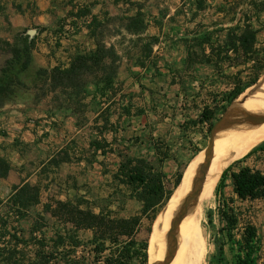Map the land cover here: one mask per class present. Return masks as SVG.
Here are the masks:
<instances>
[{"label":"trees","instance_id":"obj_1","mask_svg":"<svg viewBox=\"0 0 264 264\" xmlns=\"http://www.w3.org/2000/svg\"><path fill=\"white\" fill-rule=\"evenodd\" d=\"M187 2L190 3L191 21L204 17L210 10H214L212 16L216 17L212 22H198L194 29L186 31L185 34L189 36L183 38L186 45V56L183 59L185 67L206 64L227 80L229 88L223 92L221 100L217 102L214 99L216 106L206 105L201 114L203 122L211 123L217 105L223 103L222 109L225 110L247 88L257 84L259 79H264V76L261 77L264 74V0H222L215 5L210 4L209 0ZM93 23L94 27L99 25L94 20ZM132 26L142 28V19L136 18ZM0 41L11 47V43L1 37ZM32 46L33 42H26L23 47L13 48V58L8 63L23 61L24 66L28 67L32 59ZM104 57L102 48L96 54H77L67 66H56L52 77L68 93L70 89L75 91L86 76L95 75L98 76L95 83L97 93L98 90L108 89L114 95V77L109 74L103 76ZM232 69L235 71H230ZM10 84L6 79L0 84L1 96L9 92ZM104 120L107 123L109 119L105 117ZM92 145L97 150L103 147L96 141ZM263 152L264 141L250 150L245 158ZM165 157L168 156L165 154ZM238 162L232 163L223 171L216 194L224 195V189L230 184L240 201L264 200V171L251 166H242L236 170ZM10 170L8 162L0 161L1 177H7ZM113 176L119 185L128 190L131 197L142 203V213L149 217L147 231L150 233L157 215L167 204L175 187L168 188L164 172L142 157L122 159ZM180 180L181 175L175 186ZM40 192L39 186L29 182L14 187L8 211L0 213V263L150 262L149 239L140 240L137 237L142 223L141 214L121 216L113 209L94 206L83 195L66 200L51 199L42 204ZM234 201L235 198L230 197L219 208V215L225 224L223 228L216 229L214 237L217 264H259L260 241L257 227L248 221L243 223V212L232 204ZM39 205H42V210L34 214L28 230L29 236H25L20 222L30 216L33 207ZM46 215H50L53 223ZM209 219L211 223L214 222L212 211ZM241 224V236L237 239L236 230H241ZM44 229H51V234ZM227 246L234 252L232 262L226 257Z\"/></svg>","mask_w":264,"mask_h":264},{"label":"rangeland","instance_id":"obj_2","mask_svg":"<svg viewBox=\"0 0 264 264\" xmlns=\"http://www.w3.org/2000/svg\"><path fill=\"white\" fill-rule=\"evenodd\" d=\"M221 1L209 0V3L214 5ZM213 12L214 10H210L204 17H198V21L190 22L184 34L186 30L194 29L200 21L212 22L216 18L212 16ZM1 17L4 18H0V24L1 22L11 24V18ZM60 24L62 25L61 21L58 25ZM63 24V26L66 25L65 22ZM34 29H37L38 35L45 30L50 31L43 25L25 24L21 25L16 35L14 47H8L0 41V70L5 72L0 73V84H3L5 79L11 84H19L33 81L36 78L31 71H27L28 67L24 66L23 61L8 63L13 58V48L23 47L28 40L33 42V49L42 43L41 39L37 40L38 35L32 32ZM64 32L69 34L68 29L63 27L62 35ZM42 39L48 46V38ZM184 56H186L184 42H169L165 45L164 52L151 60L152 67L158 64L163 69L161 71H159L160 68H155L151 75L141 74L135 81L127 82L123 74L118 75L119 69L113 67L104 70L103 76L109 74L115 79L114 95H111L108 89L98 90L97 93L95 83L98 81V76L95 75L86 76L75 91L70 89L67 93L60 87L55 95V98L63 100L60 107L59 124L54 126L52 123V126L59 132V137H56L55 141L60 145L67 143L70 149V153H61V151L56 158L60 160L70 158L72 162L70 166H65L62 172L63 175L69 174L72 177L69 197L83 195L94 206L113 209L121 216L141 214L142 223L137 237L140 240L148 238L149 246L156 220L152 225V231L148 233L149 217L148 214L142 213V203L131 197L128 190L114 180L113 175L118 170L121 160L126 157L147 159L158 170L164 172L166 186L175 187V192L180 184L175 186L177 178L181 175L182 180L186 170L193 164V160L203 162L205 159L213 127L224 116L240 109L243 100L251 94L260 81L259 79L257 84L247 88L225 110L222 109L223 103L217 105L218 108L215 110L211 123L203 122L201 114L204 107L206 105L216 106L213 100L217 102L221 100L223 92L229 88L227 80L216 73L213 67L206 64H196L191 68L185 67ZM35 65L34 62L33 66ZM263 76L264 74L261 77ZM52 82H54L53 79ZM256 103L257 101H254L253 106ZM69 112H71L72 120L68 117ZM105 117L109 119L107 123H105ZM30 123L35 127L43 124L39 117L32 118ZM95 141L102 144L100 151L93 147L92 143ZM263 141L264 139L255 146ZM250 150L232 162L239 161L235 169L251 166L264 171V152L245 158ZM165 154L168 157H165ZM221 175L216 178L213 188L208 192L209 195H203L205 203L202 223L210 249L206 264H217L214 237L216 229L223 228L225 224L219 215V208L230 197L235 198L232 204L242 210L243 223L248 221L257 227L260 241L259 264H264V200L240 201L233 193L230 184L224 189V195H217L216 187ZM57 178H59V184L57 183L52 188V193L64 195L66 191H69V186L64 184V178L61 175ZM33 210L36 212V208ZM210 211L214 214L213 223L209 219ZM49 220L53 223V220L50 218ZM21 226L25 230V235L29 236L31 220L23 221ZM242 226L243 224L240 225V231L236 230L237 239H240ZM45 230L49 233L52 231L51 229ZM226 257L229 262L233 261L234 252L229 246H227ZM147 264H151V258Z\"/></svg>","mask_w":264,"mask_h":264},{"label":"crops","instance_id":"obj_3","mask_svg":"<svg viewBox=\"0 0 264 264\" xmlns=\"http://www.w3.org/2000/svg\"><path fill=\"white\" fill-rule=\"evenodd\" d=\"M175 1L0 0V18H11V24L1 22L0 37L10 42L11 47H14L21 25L35 23L50 29L38 35L37 40L41 39L42 43L32 49L27 71L36 78L12 83L9 92L0 95V161L11 166L7 177L0 176V213L8 211L14 187L26 182L40 187L42 204L51 199L71 198L68 193L72 177L62 172L72 162L70 158L64 161L56 158L61 151L70 153V149L67 143L60 145L55 141L59 132L54 126L61 119L63 100L55 98L60 86L54 84V68L67 66L77 54H96L102 48L105 70L119 69L118 75L123 74L127 82L135 81L141 74L151 75L155 68H160L158 64L152 67L151 60L164 52L167 43H182L183 38L189 36L184 34L185 28L196 21H191L188 0ZM139 17L143 27L135 28L132 22ZM93 20L99 24L97 27H94ZM60 21L62 25H58ZM63 27L69 34L64 32L62 35ZM40 36L48 38V46ZM0 73L3 74L2 70ZM34 117H39L43 124L38 127L32 125L30 122ZM68 117L72 120L71 112ZM58 175L69 186L64 195L52 193V188L58 183ZM33 209L20 225L25 220H31L32 224L34 214L42 210V205ZM46 217L53 220L50 215Z\"/></svg>","mask_w":264,"mask_h":264},{"label":"bare ground","instance_id":"obj_4","mask_svg":"<svg viewBox=\"0 0 264 264\" xmlns=\"http://www.w3.org/2000/svg\"><path fill=\"white\" fill-rule=\"evenodd\" d=\"M257 101L253 106V102ZM234 119L249 116L264 117V79L242 102L241 108L230 114ZM264 139V119L234 122L223 128L212 145V161L206 182L201 190L197 206L180 221L175 236V257L170 264H206L210 253L209 241L203 227L204 194L213 188L216 178L234 160L245 155L252 147ZM186 170L179 186L159 213L151 237L149 248L151 264H159L166 254V238L174 224L175 216L183 205L191 189V183L201 160H193ZM206 197V196H205Z\"/></svg>","mask_w":264,"mask_h":264},{"label":"water","instance_id":"obj_5","mask_svg":"<svg viewBox=\"0 0 264 264\" xmlns=\"http://www.w3.org/2000/svg\"><path fill=\"white\" fill-rule=\"evenodd\" d=\"M264 117L262 116H249L247 119L239 120V119H234L231 115L227 114L224 116L212 129L211 131V136L209 140V144L206 148V156L205 159L203 160L200 168L197 170L195 176L193 177L192 183H191V189L190 192L188 193L187 197L185 198L183 205L181 208L178 210L174 224L171 227V231L167 235L166 238V254L165 258L159 263V264H170V262L174 259L175 257V236L177 232L178 225L180 221L183 219L185 215H187L189 212H191L196 206L197 202L199 200V196L201 193V190L206 182L207 176H208V171L211 166V161H212V145L213 142L215 141L218 133L225 127L231 125L234 122H243V121H252V120H262Z\"/></svg>","mask_w":264,"mask_h":264},{"label":"built area","instance_id":"obj_6","mask_svg":"<svg viewBox=\"0 0 264 264\" xmlns=\"http://www.w3.org/2000/svg\"><path fill=\"white\" fill-rule=\"evenodd\" d=\"M32 32H33L35 35H36V34L38 35V31H37V29H34Z\"/></svg>","mask_w":264,"mask_h":264}]
</instances>
